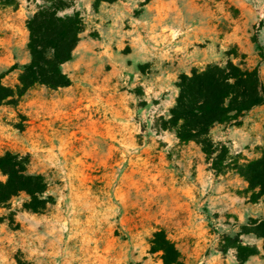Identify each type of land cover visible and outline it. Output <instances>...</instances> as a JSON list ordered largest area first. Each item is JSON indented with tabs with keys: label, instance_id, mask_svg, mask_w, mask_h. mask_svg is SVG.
I'll return each instance as SVG.
<instances>
[{
	"label": "rangeland",
	"instance_id": "374dc122",
	"mask_svg": "<svg viewBox=\"0 0 264 264\" xmlns=\"http://www.w3.org/2000/svg\"><path fill=\"white\" fill-rule=\"evenodd\" d=\"M14 1L0 0V9L23 3L32 6L29 18L43 3ZM65 1L69 7L62 13L79 11L84 31L94 37L99 36L94 27L102 16L103 26L113 22L120 31L146 25L143 21L155 23L154 29L171 32L174 42L187 32L201 34L194 46L205 58L191 72L212 63L225 64L229 58L248 67L261 60L264 0H107L97 11L94 0ZM102 5L114 9L109 20ZM232 26L237 27L240 43L224 39ZM3 31L0 36H5ZM130 51L126 44L122 52ZM144 64L148 65L138 67L140 71L148 69L149 77H156L159 70ZM259 72L264 84V62ZM19 74L4 78L5 84L15 86ZM70 86L51 90L36 85L16 104L0 106V155L29 153L30 171L49 176V193L56 200L35 213L24 207L28 196L21 194L0 208V264H17V258L23 264H163L161 252L150 250V240L160 229L181 251L184 264H205L219 253L231 256L235 249L221 251L224 236H234L249 219L264 216V201L250 200L248 182L232 170L217 175L198 143H181L174 132L162 130L159 117H167L169 111L158 115L160 111L150 110L159 99L148 102L143 86L128 90L132 110L124 109L120 120L88 84L75 79ZM172 89L174 93L172 87L157 96L170 97ZM259 114L252 118L260 124L256 132L264 130ZM210 137L214 140L212 130ZM256 140L237 146L224 143L232 154L253 159L264 147ZM5 179L0 171V180ZM241 239L261 244L252 233Z\"/></svg>",
	"mask_w": 264,
	"mask_h": 264
},
{
	"label": "trees",
	"instance_id": "16d2710c",
	"mask_svg": "<svg viewBox=\"0 0 264 264\" xmlns=\"http://www.w3.org/2000/svg\"><path fill=\"white\" fill-rule=\"evenodd\" d=\"M102 1L107 0H94L96 11ZM4 2L13 4L15 1ZM67 7L65 0H43L29 16L26 26L30 62L15 63L0 72V106L16 104L36 85L58 90L72 84L63 64L74 59L85 21L79 11L62 13ZM258 47L261 60L256 67L235 63L229 58L225 64L212 63L202 70L194 69L191 74L181 73L176 82L175 104L167 117H159V127L174 132L181 143H198L217 175L232 170L244 178L252 202L264 201V147L261 155L253 159L234 155L224 142H215L210 132L218 124L240 125L242 116L264 104V84L259 72L264 62V45ZM147 65L140 64L139 68L143 70ZM15 69L21 70L18 83L9 86L4 78ZM30 164L29 153L6 151L0 155V171L6 176L5 180H0V208L8 207L21 194L28 196L24 207L35 213L55 203V197L49 193L52 184L49 176L32 173ZM247 233L263 240L264 257V216L249 219L234 236H224L221 251L225 254L235 249L237 264H247L252 256L261 252L258 245L242 241L241 235ZM150 243L152 253L161 252L163 264H184L181 251L165 230L154 232ZM17 264H23L22 260L17 258Z\"/></svg>",
	"mask_w": 264,
	"mask_h": 264
},
{
	"label": "crops",
	"instance_id": "0c3cea01",
	"mask_svg": "<svg viewBox=\"0 0 264 264\" xmlns=\"http://www.w3.org/2000/svg\"><path fill=\"white\" fill-rule=\"evenodd\" d=\"M31 7L20 3L18 7L4 5L0 9L3 17H0V33H4L3 30L6 31L5 36H0V72L15 63L26 64L30 62V53L27 48L26 20L28 14L32 12ZM102 7L107 20L112 18L111 16L114 14L113 7L108 8L105 5H102ZM153 7L154 5L149 6L148 10L150 11ZM182 11L183 7H180L179 14ZM105 20L102 16L100 22L94 27L99 32L98 37L88 34V30L80 34V41L74 50V59L63 64L64 72L71 77L73 82L76 79L78 82L88 84L95 91H98L99 98L108 111L112 113L115 120L124 117V109L129 108L128 104L132 102L130 95L126 94L130 88L137 85L143 86L146 94L145 99L148 102L154 98L159 99L150 105V110L153 112L160 111L158 115L166 114L175 104L178 91L174 83L178 75L182 72L190 74L192 68L199 66L202 59L205 58L194 46L201 34L187 32L183 39L181 35L174 42L171 40L173 38H170L172 33L157 32L154 29L155 23L149 25L148 21H143L147 24L139 23L132 29L120 31L113 26V22L107 27L105 23L103 26L102 22ZM220 23L221 21L216 25ZM178 30L181 33L182 26ZM20 32H22V35H20ZM237 33V27L232 26V29L225 32L224 39L240 43ZM160 35H163V37L159 38ZM147 36L152 38L155 43L149 41ZM126 44H129L131 48L128 54L122 52ZM144 63H151L150 69L159 70L156 77L150 78L152 76L147 72L148 69L145 73L140 71L139 64ZM164 64H166L165 67ZM20 71V69L11 71L5 79L13 74L18 75ZM69 87L71 86L64 87V89ZM172 87L174 93L172 89L170 97H168L169 94H165V98L157 96L161 91ZM258 113H260L259 116H262L260 120H264V105L253 108L242 118L243 123L240 126L233 124L216 125L212 129V132L215 133L214 140L226 142L233 146L246 144L256 139L257 143L264 142V130L256 132L260 124L256 120L252 122V118ZM128 114L129 112L126 113V115ZM262 245L263 240L261 239L259 245L261 252L252 256L247 264H264ZM230 253L231 256L226 257L220 255V253L214 255L205 264H237L236 251L231 250Z\"/></svg>",
	"mask_w": 264,
	"mask_h": 264
}]
</instances>
